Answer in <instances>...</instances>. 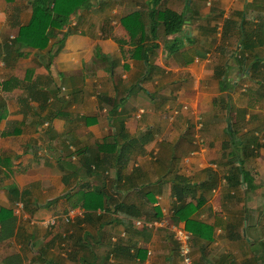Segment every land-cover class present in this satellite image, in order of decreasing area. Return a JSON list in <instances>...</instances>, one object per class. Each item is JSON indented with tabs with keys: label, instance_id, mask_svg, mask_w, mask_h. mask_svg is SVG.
Wrapping results in <instances>:
<instances>
[{
	"label": "crops",
	"instance_id": "1",
	"mask_svg": "<svg viewBox=\"0 0 264 264\" xmlns=\"http://www.w3.org/2000/svg\"><path fill=\"white\" fill-rule=\"evenodd\" d=\"M148 1L103 2V18L117 15L107 22H90L91 10H79L64 37L38 50L11 43L30 18V0H0V207L14 217L0 239V264L8 256L16 264H46L40 251L53 262L48 253L56 238L75 241L79 234L62 231L61 216L71 209L85 243L71 249L85 256L75 264H181L168 226L174 180L182 181L186 202L206 188L192 214L209 227L190 232L194 264H264V69H250L264 64V32L261 40L253 37L241 66L237 28L244 11L247 29L264 30V0H162L160 9L183 13L184 25L171 35L160 25L147 41L157 47L144 61L135 41L144 28L132 35L122 18L146 10L139 2ZM246 9L255 14L247 17ZM173 42L181 44L169 52ZM219 74L232 84L227 91ZM226 92L228 110L214 102ZM120 127L127 137L116 135ZM228 127L247 147L248 184H228L226 177L242 169L225 155L232 148ZM114 137L126 145L122 164L103 144ZM109 158L94 170L93 162ZM95 186L108 194L107 210L89 214L81 193ZM16 202L24 207L20 214ZM53 216L54 228L45 224ZM139 218L153 225L136 226ZM26 238L36 249L27 251Z\"/></svg>",
	"mask_w": 264,
	"mask_h": 264
},
{
	"label": "trees",
	"instance_id": "2",
	"mask_svg": "<svg viewBox=\"0 0 264 264\" xmlns=\"http://www.w3.org/2000/svg\"><path fill=\"white\" fill-rule=\"evenodd\" d=\"M162 0H149L146 4V10L140 9L139 11L133 12V17L129 14L122 18L123 24L126 26V28L133 32L132 35H134V28L141 27L144 28V36L142 38L138 37L135 39L137 44L140 46V58L144 61H147V57L149 56V53H151L157 45L152 43L151 46L147 45V41L149 39H155L158 27L161 25L163 33L165 35H171V34H178L184 25V19L185 15L183 13L177 12L169 7H163L160 9ZM31 3V15L28 20V22L24 25H21L18 29L17 35L12 39L11 43L13 46H20V47H32L36 49H43L46 48L48 45V42L51 38L57 37L58 35H61L64 37L66 32L64 33V28L69 24L70 17L73 14H76L79 10H89L92 7V0H30ZM241 20L237 22V28H238V38H239V46L241 48L240 56H241V66L247 65V61L244 57V51L246 49H252L255 47L256 41L253 39L255 37L256 39L261 40V35L263 34L264 30L260 28V30L255 28L247 29L245 26L246 21L244 17V11L240 13ZM148 20L149 25L148 28H146V21ZM262 23V22H261ZM69 30V29H68ZM61 37V39L63 38ZM60 39V40H61ZM181 44V43H180ZM180 44H177V42H173L170 47H168L169 52H174V47L178 48ZM20 52H17V55H19ZM246 62V63H245ZM264 69V64L261 62H253L250 65V69ZM217 74V73H216ZM219 80L221 81V89L222 90H228V87L231 86V83H228L225 77H222L220 74ZM229 93L226 92L223 95H220L218 99H215L214 102L221 103V108L224 110L229 109ZM122 128L120 127V131L116 133V135H119L121 137H127L125 133L122 132ZM226 135L229 137L230 140V151L229 153H226L225 155L228 156V158L240 161V167H243L244 160L247 158V147L243 145L240 139H237L235 136V133L233 130H230L229 127L225 130ZM104 145H107V149H114L119 154V157L113 158V161L116 163L122 164L123 159L122 156H120L123 149L126 148V145H119L117 137L113 138V141L111 144L103 143ZM104 145L97 144L98 149L104 148ZM128 146V145H127ZM109 159H102L97 160L96 162H93L94 170L98 168V163L101 162L104 163L105 161H109ZM122 160V161H121ZM112 161V160H111ZM121 161V162H120ZM118 166V165H117ZM89 169L91 166L89 165ZM119 169V166H118ZM94 173L93 169H91ZM240 173H243V180H240ZM119 175V172L118 174ZM228 184H230L232 187L236 185H240L242 183L248 184L249 181H247V175L243 168L241 170H238V172H232V177H226ZM187 187H193L192 183H188L186 185ZM202 188L203 185H200ZM172 193L176 198V203L173 206V212L171 214V219L173 222H179L181 220L184 221L185 228L188 229L192 234H196L197 229H206L209 228L208 226L194 220L192 218V214L195 212V210L204 202V196L203 193L205 192L204 189H201L202 191L199 192V195L194 197L193 200L186 202L185 196L182 193L184 190V186L182 181L180 180H174L172 181ZM10 190H15L13 186H10ZM108 194L106 193L105 189L102 187H93L91 189H88L86 191H83L81 193V208L84 209L86 212H90L89 214H95L97 210H107V201ZM123 207L121 203H116L114 205L115 211H120V209ZM101 214V213H99ZM1 216H4V221H1L0 226V239L3 237H6L7 232V225L8 229L9 226H11V223L14 221V217H12L11 210L6 209L5 207H0V218ZM138 216V215H137ZM70 222V221H69ZM54 226V225H53ZM81 230V229H80ZM82 231V230H81ZM79 232V234L81 233ZM200 233V232H197ZM79 234L76 236V240L74 242V245L78 246L79 249L82 250V248L85 246V243L82 241V237L79 236ZM85 236H89V234L86 232L84 233ZM201 234V233H200ZM73 236V235H71ZM75 255L78 252H73ZM84 257V256H82ZM44 263L49 264V260L46 258V252L40 251V257ZM16 258L13 256H8L5 258V264H16ZM85 261V259L82 260V262Z\"/></svg>",
	"mask_w": 264,
	"mask_h": 264
},
{
	"label": "rangeland",
	"instance_id": "3",
	"mask_svg": "<svg viewBox=\"0 0 264 264\" xmlns=\"http://www.w3.org/2000/svg\"><path fill=\"white\" fill-rule=\"evenodd\" d=\"M105 1L109 3L106 7H110V6H114L116 4L117 0H92V7L89 9V10H91V12L87 11V13H86V14L90 15L89 16V21L90 22H96V23L99 22V21L107 22V21H112V19H117L116 18L117 17L116 14L109 15V13L107 12V15H106L105 18H103L104 14H101V15L99 14V9L104 10V7H103L102 4ZM139 3H141L142 7L143 6L146 7V5H147L146 3H142V2H139ZM99 6H101V7H99ZM245 11H246V16L247 17H251L252 15L255 14L254 12L252 13V10L248 11V9H246ZM76 15H77V13H76ZM82 15H83V12H82L81 15H78V16L81 17ZM175 40L178 41L176 38H174V39L171 40V42L175 41ZM235 43H236V41L233 38V47L235 46ZM242 82H244V81H242ZM226 126H227V122H226ZM58 219H60V218H58ZM63 224H64L63 225L64 228L62 226V228H63L62 231L64 233H66V235H68L67 232H68L69 229H73V230L75 229L76 231L80 232L81 231L80 229L82 228L79 225H77L75 222L71 223V221L70 222H64L63 221ZM50 227L54 228V226H50ZM74 233L75 232H72V234H74ZM29 242H30V244L28 243V238H26L25 242H24L25 244H27L26 248L28 246H31L30 248H28L27 251L33 250L35 248L34 247L35 243L32 242V241H29ZM74 242L75 241L71 237L70 238H67V237H65V238L63 237L62 238V236H61V237L56 238L55 242L50 246V249H53V251H49V253H48V254L51 255V257L54 260L53 262H50V264H57V263H59V264H75V263L82 262V260L85 259V256L84 257L80 256V259H79V257H78L79 256L78 255L79 251L75 255L73 253V251L71 250L72 247L75 246ZM53 253H54V256H53Z\"/></svg>",
	"mask_w": 264,
	"mask_h": 264
},
{
	"label": "built area",
	"instance_id": "4",
	"mask_svg": "<svg viewBox=\"0 0 264 264\" xmlns=\"http://www.w3.org/2000/svg\"><path fill=\"white\" fill-rule=\"evenodd\" d=\"M194 135H195L194 138H195L196 142L201 141V138L197 132H195ZM193 152L194 151H191V154ZM14 206H15V211L17 214H20V212L24 208L20 202H16L14 204ZM172 212H173V210H171V213ZM76 215H77L76 211L71 209L66 214L62 215L61 219L64 222H69ZM45 224L49 225V226L56 225L57 224V217L53 216V217L45 220ZM134 224L136 226L149 228L153 225V222L150 220L139 218V219H136L134 221ZM168 226H169L170 230L172 231L173 236L175 238V241L177 243V249H178V254L180 256L181 264H194L193 260H192V256H191V247H190V245H191L190 244L191 233H190V231H188L183 225H180L179 223H175L173 221L168 223Z\"/></svg>",
	"mask_w": 264,
	"mask_h": 264
}]
</instances>
